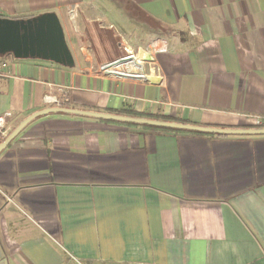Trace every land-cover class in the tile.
Segmentation results:
<instances>
[{
	"label": "crops",
	"instance_id": "obj_1",
	"mask_svg": "<svg viewBox=\"0 0 264 264\" xmlns=\"http://www.w3.org/2000/svg\"><path fill=\"white\" fill-rule=\"evenodd\" d=\"M46 13L75 64L0 59L9 134L46 97L213 128L264 118V0H0L5 18ZM126 48L154 55L147 80L103 73ZM0 264H264V135L37 118L0 154Z\"/></svg>",
	"mask_w": 264,
	"mask_h": 264
},
{
	"label": "water",
	"instance_id": "obj_2",
	"mask_svg": "<svg viewBox=\"0 0 264 264\" xmlns=\"http://www.w3.org/2000/svg\"><path fill=\"white\" fill-rule=\"evenodd\" d=\"M12 55L16 59H39L73 67L72 52L67 44L62 24L55 13H46L29 19L0 17V58ZM50 114H69L136 125L207 133L214 135H264V128L226 129L177 122L137 118L110 113H99L65 107H50L23 120L0 143V154L37 118Z\"/></svg>",
	"mask_w": 264,
	"mask_h": 264
},
{
	"label": "built area",
	"instance_id": "obj_3",
	"mask_svg": "<svg viewBox=\"0 0 264 264\" xmlns=\"http://www.w3.org/2000/svg\"><path fill=\"white\" fill-rule=\"evenodd\" d=\"M126 56L120 61L112 65L105 66L102 68L104 74L107 75H118L127 77L134 80H147L148 75L145 72V65H155V57L151 53H145L143 56L137 51L130 48H126ZM5 57V56H4ZM2 57V58H4ZM0 58V59H2ZM117 65V66H116ZM10 63L7 60L0 62V78L11 77ZM68 101V100H63ZM45 102L52 107H62V101L58 98L46 97ZM12 113H7L0 116V143L3 142L9 136L8 121L12 118ZM253 125L255 128H264V118L256 117Z\"/></svg>",
	"mask_w": 264,
	"mask_h": 264
},
{
	"label": "trees",
	"instance_id": "obj_4",
	"mask_svg": "<svg viewBox=\"0 0 264 264\" xmlns=\"http://www.w3.org/2000/svg\"><path fill=\"white\" fill-rule=\"evenodd\" d=\"M0 17H4L2 14H0ZM133 117H138L135 114H132ZM129 125H132L130 123H126ZM145 127H151V128H155L164 132H174V133H192V134H207V133H197V132H189V131H181V130H174V129H167V128H161V127H153V126H145ZM255 128V127H254ZM208 135H214V134H208Z\"/></svg>",
	"mask_w": 264,
	"mask_h": 264
},
{
	"label": "rangeland",
	"instance_id": "obj_5",
	"mask_svg": "<svg viewBox=\"0 0 264 264\" xmlns=\"http://www.w3.org/2000/svg\"><path fill=\"white\" fill-rule=\"evenodd\" d=\"M8 56H12V55H8Z\"/></svg>",
	"mask_w": 264,
	"mask_h": 264
}]
</instances>
